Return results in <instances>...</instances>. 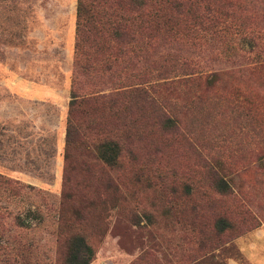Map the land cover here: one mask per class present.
I'll use <instances>...</instances> for the list:
<instances>
[{
	"label": "trees",
	"instance_id": "trees-1",
	"mask_svg": "<svg viewBox=\"0 0 264 264\" xmlns=\"http://www.w3.org/2000/svg\"><path fill=\"white\" fill-rule=\"evenodd\" d=\"M76 16L63 194L58 207L26 206L18 196L31 193L0 174V264H39L29 236L41 227L57 236L61 264H90L96 248L89 234H99L101 225L88 233L86 216L98 220L97 211L89 212L101 204L104 224L110 209L101 203L105 197L123 208L129 197L145 194V182L167 178L145 176L144 168L171 149H194L211 136L226 150L234 147L230 138L241 143L240 130L243 144L260 147L258 158H264V123L254 120L261 115L264 121V110L253 114L220 105L229 99L215 91L225 88L226 75L264 70V0H77ZM240 95L254 103L251 94L238 89V100ZM240 156L251 164L249 155ZM208 172L215 192H233L223 169L211 166ZM179 183L156 189L154 199L166 203L162 213L192 228L204 251L199 254L255 227L240 230L223 211L206 214L198 183ZM16 198L21 205H5Z\"/></svg>",
	"mask_w": 264,
	"mask_h": 264
},
{
	"label": "rangeland",
	"instance_id": "rangeland-1",
	"mask_svg": "<svg viewBox=\"0 0 264 264\" xmlns=\"http://www.w3.org/2000/svg\"><path fill=\"white\" fill-rule=\"evenodd\" d=\"M76 12L77 0H0V174L16 181L23 193H31L18 196L23 197L19 199L26 206L58 207L63 194ZM224 83L225 88L215 91L226 94L229 101L220 105L232 103L243 112L252 109L253 114L264 110V70L226 75ZM238 89L243 95L251 94L254 103L246 104L241 95L238 100ZM254 120L264 123L261 115ZM222 122L220 117L218 124ZM237 135L241 143L235 145L236 137L230 138L227 143L234 147L226 150L220 149L221 139L208 136L207 141H197L194 149L163 153L158 163L144 168V173H163L167 178L145 182L149 186L145 194L129 197L123 208L118 209L110 196L101 200L110 207L104 224L101 204L89 212L97 211L98 220L90 214L85 219L88 233L97 231L98 221L102 228L97 235L89 234L96 248L90 264H213V260L242 264L244 256L238 239L264 224V158H258L263 151L260 147L251 141L243 144L245 133L239 130ZM242 153L249 155L251 164L241 163ZM211 166L225 171L233 190L229 195H221L211 187ZM121 175L118 173V177ZM185 180L198 183V200L204 204L206 214L223 211L237 221L240 230L255 227L212 252L199 254L204 251L198 249L192 228L162 213L166 203L154 199L156 189H170L172 184L178 187ZM16 203L20 204L17 198L9 204L2 201L10 207ZM136 215L140 223L135 222ZM246 215H250L247 221ZM29 239L34 243L36 262L61 264L57 236L51 227L32 231ZM216 243L212 240V245Z\"/></svg>",
	"mask_w": 264,
	"mask_h": 264
},
{
	"label": "crops",
	"instance_id": "crops-1",
	"mask_svg": "<svg viewBox=\"0 0 264 264\" xmlns=\"http://www.w3.org/2000/svg\"><path fill=\"white\" fill-rule=\"evenodd\" d=\"M238 245L241 254L244 256L240 259L242 260V264H264V224L252 234L240 237L238 239ZM233 263L239 264L234 260ZM213 264L222 263L213 260Z\"/></svg>",
	"mask_w": 264,
	"mask_h": 264
}]
</instances>
